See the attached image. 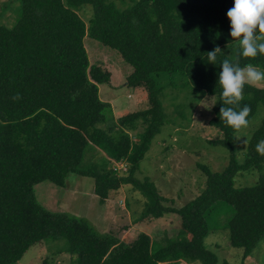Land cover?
I'll return each instance as SVG.
<instances>
[{
    "label": "trees",
    "instance_id": "1",
    "mask_svg": "<svg viewBox=\"0 0 264 264\" xmlns=\"http://www.w3.org/2000/svg\"><path fill=\"white\" fill-rule=\"evenodd\" d=\"M17 1L21 12L15 25L0 23V264L17 263L47 238L64 239L63 251L75 256V264H230L220 262L205 244L214 223L211 212L220 201L234 210L227 222L229 244L243 249V259L248 256L264 235V155L256 150L264 139V119L239 162L233 145L237 129L219 116L224 98L218 79L223 59L264 70V55H238L227 17L234 0H135L127 7H118L120 0ZM86 4L92 8L88 24L77 13ZM86 35L132 67L126 86L144 88L148 108L114 117L98 89L110 82V72L90 64ZM217 46L222 50L216 64L209 63L206 53ZM159 73L183 75L185 85L197 91L195 103L205 95L214 98L208 123L221 137L210 143L229 151L221 171L198 165L205 187L180 207L166 205L167 198L148 177H135L165 122L163 86L155 77ZM17 93L22 98L14 101ZM245 104L251 108L249 120L259 104L264 108V88L246 83L243 100L224 106L239 111ZM89 150L92 155L103 152L104 162L85 163ZM120 161L126 162V171L112 168ZM253 170L258 172L254 184L235 186L237 174ZM70 173L92 177L100 201L130 184L146 199L139 220L172 212L187 236L154 247L150 236L140 232L123 242L96 232L83 218L51 211L37 201V183L47 180L63 187Z\"/></svg>",
    "mask_w": 264,
    "mask_h": 264
},
{
    "label": "rangeland",
    "instance_id": "2",
    "mask_svg": "<svg viewBox=\"0 0 264 264\" xmlns=\"http://www.w3.org/2000/svg\"><path fill=\"white\" fill-rule=\"evenodd\" d=\"M134 1L120 0L116 4L127 7ZM20 12L19 1L0 0L2 25H15ZM77 13L88 24L92 8L86 4ZM83 42L90 64L100 65L110 72V82L98 84V89L102 101H112L114 104V108L111 107L114 117L148 108L146 90L142 87L126 86V78L132 67L115 50L103 46L97 40L86 35ZM235 45L240 48L238 41ZM155 77L158 84L163 86L160 99L165 122L152 139L135 177L139 180L148 177L159 193L167 198L166 205L180 207L205 187L206 177L198 165H206L212 171H221L228 163L229 151L221 145L210 143L221 137L220 130L208 123L212 117L214 98L205 95L195 103L197 91L185 85L186 79L180 73H159ZM253 85L264 88V82ZM263 119L264 108L259 104L256 113L248 120V126L235 133L233 145L239 162L244 160L248 141ZM131 137L135 138L133 133ZM104 158L103 152L92 155L89 150L85 153L84 162H104ZM257 176L258 172L255 170L240 172L235 177V186H250L256 182ZM93 187L92 177L70 173L63 187L46 180L34 186V194L37 201L47 209L83 218L96 232L110 233L123 242H129L140 232L150 236L154 247L187 236L180 226L179 216L175 213L165 212L161 218L139 220L146 199L130 184L121 185L119 189L111 191L106 201H100ZM233 213V207L229 203H216L211 212L214 223L205 237L206 246L217 255L220 262L226 260L230 264H264V235L244 259L243 249L229 244L227 222ZM65 246L64 239H44L31 246L15 264H41L45 258L48 259V264H75V256L63 251ZM192 263L199 264L196 260Z\"/></svg>",
    "mask_w": 264,
    "mask_h": 264
},
{
    "label": "clouds",
    "instance_id": "3",
    "mask_svg": "<svg viewBox=\"0 0 264 264\" xmlns=\"http://www.w3.org/2000/svg\"><path fill=\"white\" fill-rule=\"evenodd\" d=\"M230 20V35L233 40L238 41L239 56L244 58H255L264 55V0H234V5L227 11ZM219 46L208 51L207 61L216 64L217 54L221 52ZM222 71L219 72L218 85L223 89V106L220 108L219 116L228 126L239 130L247 127V117L251 112L250 106L245 104L239 111L233 107L224 105H238L243 100L244 85L264 82V70L247 64L241 66L239 59L232 61L225 58L220 63ZM19 93L12 99L19 100ZM256 150L264 155V139L256 145Z\"/></svg>",
    "mask_w": 264,
    "mask_h": 264
},
{
    "label": "built area",
    "instance_id": "4",
    "mask_svg": "<svg viewBox=\"0 0 264 264\" xmlns=\"http://www.w3.org/2000/svg\"><path fill=\"white\" fill-rule=\"evenodd\" d=\"M112 168L117 172H123L126 171V162L120 161L118 163H113Z\"/></svg>",
    "mask_w": 264,
    "mask_h": 264
},
{
    "label": "crops",
    "instance_id": "5",
    "mask_svg": "<svg viewBox=\"0 0 264 264\" xmlns=\"http://www.w3.org/2000/svg\"><path fill=\"white\" fill-rule=\"evenodd\" d=\"M110 104H111V107H112V109L114 108V104L112 103V101H108ZM112 112H113V115H114V111L112 110ZM115 116V115H114ZM117 118V117H116ZM97 196V195H96ZM98 197V196H97ZM108 198V197H107ZM107 198L104 200V201H106L107 200ZM147 234V233H146Z\"/></svg>",
    "mask_w": 264,
    "mask_h": 264
}]
</instances>
